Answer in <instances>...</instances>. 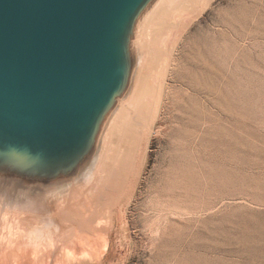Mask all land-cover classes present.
<instances>
[{"label":"rangeland","instance_id":"1","mask_svg":"<svg viewBox=\"0 0 264 264\" xmlns=\"http://www.w3.org/2000/svg\"><path fill=\"white\" fill-rule=\"evenodd\" d=\"M209 3L175 48L102 264H264V0Z\"/></svg>","mask_w":264,"mask_h":264},{"label":"bare ground","instance_id":"2","mask_svg":"<svg viewBox=\"0 0 264 264\" xmlns=\"http://www.w3.org/2000/svg\"><path fill=\"white\" fill-rule=\"evenodd\" d=\"M209 2L144 4L127 34L123 87L77 157L55 165L0 159V264L103 263L111 207L140 169L175 48Z\"/></svg>","mask_w":264,"mask_h":264},{"label":"water","instance_id":"3","mask_svg":"<svg viewBox=\"0 0 264 264\" xmlns=\"http://www.w3.org/2000/svg\"><path fill=\"white\" fill-rule=\"evenodd\" d=\"M148 0H0V159L77 157L127 75Z\"/></svg>","mask_w":264,"mask_h":264}]
</instances>
